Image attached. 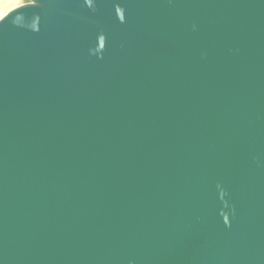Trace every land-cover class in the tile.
Segmentation results:
<instances>
[{"label":"water","instance_id":"1","mask_svg":"<svg viewBox=\"0 0 264 264\" xmlns=\"http://www.w3.org/2000/svg\"><path fill=\"white\" fill-rule=\"evenodd\" d=\"M21 1L0 264H264V0Z\"/></svg>","mask_w":264,"mask_h":264},{"label":"rangeland","instance_id":"2","mask_svg":"<svg viewBox=\"0 0 264 264\" xmlns=\"http://www.w3.org/2000/svg\"><path fill=\"white\" fill-rule=\"evenodd\" d=\"M21 0H11L9 2L2 3L0 7V19L4 17L8 12L18 7L21 4Z\"/></svg>","mask_w":264,"mask_h":264},{"label":"bare ground","instance_id":"3","mask_svg":"<svg viewBox=\"0 0 264 264\" xmlns=\"http://www.w3.org/2000/svg\"><path fill=\"white\" fill-rule=\"evenodd\" d=\"M9 1H11V0H0V4L2 5V3L9 2ZM1 5H0V7H1Z\"/></svg>","mask_w":264,"mask_h":264}]
</instances>
